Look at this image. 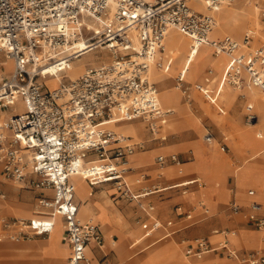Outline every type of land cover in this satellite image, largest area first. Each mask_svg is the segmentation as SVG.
<instances>
[{"label": "built area", "instance_id": "built-area-1", "mask_svg": "<svg viewBox=\"0 0 264 264\" xmlns=\"http://www.w3.org/2000/svg\"><path fill=\"white\" fill-rule=\"evenodd\" d=\"M199 1L208 12L195 11L189 0H0V63L4 64V56L14 64L11 73L0 80V115L8 108L13 111L5 121L0 119L2 173L25 187L52 192L38 198L50 218L0 214L9 238L49 234L55 224L53 216L59 213L71 246L68 264L90 262L87 246L91 242L103 245L104 236L97 224L78 218L70 177L80 174L92 184L111 180L121 195L137 197L125 179L128 156L136 144L106 125L115 111L121 119H144L155 134L167 122L171 111L160 103L150 68L161 65L157 52L164 49L170 28L187 33L195 47L207 43L215 53L226 52L225 83L256 86L264 97V45L251 50L250 33L242 39L229 34L210 36L217 23L214 11L234 0ZM84 36L91 40L90 50L105 46L113 59L90 66L53 89L40 82L39 76L56 75L45 74V65L58 63V72L65 71L66 63L77 57L74 42ZM214 78L209 69L205 82ZM19 101L21 109H17ZM204 139L212 141L209 129ZM172 159L179 162L176 155ZM157 160L164 163L166 157L159 155ZM251 207L259 205L253 202ZM231 210L238 212L240 205L232 203ZM249 218L264 230V215L252 212ZM227 233L216 246L207 237L194 239L186 254L201 258L213 249H225L229 257H239ZM246 260L264 264V252H251Z\"/></svg>", "mask_w": 264, "mask_h": 264}, {"label": "rangeland", "instance_id": "rangeland-1", "mask_svg": "<svg viewBox=\"0 0 264 264\" xmlns=\"http://www.w3.org/2000/svg\"><path fill=\"white\" fill-rule=\"evenodd\" d=\"M233 3H236V0H234ZM257 3L261 4L259 2ZM228 12H231V11L229 10ZM215 16L217 19V28L219 27V31H220L219 37L223 36L224 34H231L237 38H241L244 35V33L250 30L252 32V35L254 36V39H252L251 41V46H250L251 50H255L257 47H259L261 44L264 43V37H261L258 33L259 30L264 33V24L261 21L260 15H259L258 21L247 24L245 28H243L240 31H237V33L230 32L227 28H224L220 25V19H219L217 10L215 11ZM175 31H179V30H175ZM87 34L90 35L91 31H88ZM167 49H168V40H167ZM197 49H198V53L201 55L197 58H192L191 60H189V66L187 68V70L189 71L184 74L180 70L179 66H176V69H179L178 73L175 76L174 75L169 76L168 79L163 84V88H167V89L172 88L180 94L179 103L172 102V101L160 102V103L163 107L165 108L171 107L176 111L175 115L172 117V119L167 125L168 128L179 129L180 127H182V124L184 123L185 125L191 124L195 126L196 129L200 130L199 132L201 133L202 140H204L203 135L206 132V130L207 129L212 130L215 132V136H216V138L213 139L212 141L213 148L204 143H199V146H200L199 152H198L199 160L195 165H193L195 167L194 169L195 172L194 170L192 171L186 170L185 164L175 165L178 168V171L175 174L170 175L169 177H166L168 179L173 178V177H183L181 181L175 184V186L173 185L176 181L152 182L146 185V183H148V181L150 180L145 179L146 177L145 172L141 171L138 173H134L136 169L134 167L133 160H131L128 163L131 169L127 170V172L125 173V179L127 183L129 184L133 193L137 194L138 197L128 198V200L125 199L124 203L126 205L131 206L130 215L134 217V221H135L134 223L141 228L140 233H143L145 231L142 228V223L152 221L153 219L151 218L147 220L146 211L143 210V207H147L148 204H154L155 207H154V210H152V212H154V215L156 216L154 218L160 219L162 224H165L166 221L168 220H172L170 229L175 230V232L172 233L171 239L174 240L176 243H178L180 247L175 244L174 250L170 254L165 255V252L163 249L160 248V245L164 240H171V239L170 238L164 239L165 237H161L162 239H160L155 244H152L148 247L141 246V248L138 250H134V249L129 250L127 257L133 252L135 253V255H133L131 258H128V260L124 262V264H167L171 258H176L177 261L181 262L180 264H187L188 260L191 261L190 262L191 264H195L196 261H200V264H204V261H203L204 258H207L208 256H211V255L217 256L214 253H208V254L203 255L201 258H198L195 256H190V255L185 254L184 249L187 243L199 237H210V239L213 242L217 241L220 238V235L215 236L214 233H212V230L215 228H218L219 231H222L223 233L228 232L227 233L228 235H230L229 234L230 230L238 234V229H235L237 226L226 225L225 222L222 220L223 218L224 219L230 218L231 215L232 216L234 215V214H231V211L229 209V203L231 202L232 198H230L226 203L221 205L217 210H214V211L210 210L209 213H206L203 210L207 206L206 196H205L206 193L207 194L213 193V190L216 186L220 188L225 186L226 177L228 173L230 172L231 167H232L231 174H234V175H229L227 178V186L229 189L233 188V190L235 191L236 181L234 182V176L237 173L236 175H237L238 191L244 188V184H245L244 181L245 182L249 181V183H246L245 185V192H246V188L249 186L253 188L257 187L260 193L264 195V172H256L254 171V169H250V168L246 169V167H248L249 165L251 166V165H256V164H262L260 159L264 161V129H262V136L258 137L257 129L255 128L260 124L261 120H260V117L255 116L254 113L258 115L260 114L256 110L249 109L247 106V102H246L247 96L250 91V88H249L250 85L237 88V87H233V86L226 84L223 86V88L221 89L218 95H216L215 93H211L206 88V92L201 96V98H198L197 91L199 90V88L196 87V83L198 80L202 78V74H203L205 67L207 65L216 66L217 67L216 79H217L221 77L220 76L221 72L218 71V66L224 67L227 56L224 54L223 58L215 57V55L211 54V47L207 44H202L198 46ZM92 52L97 53L98 56H103L102 58L100 57V60H101L100 63L107 62L113 59L112 52L107 47L103 48L99 46L98 48L93 49ZM3 58L4 56H1L2 60H4ZM76 61H77V58H74L70 60L69 62H67L64 72L63 70L58 72L57 69L59 65H57L54 68L55 71L53 70V72H50L43 67L45 74L56 72V75L55 76H49V75L39 76L38 80L40 82H43L47 87L53 89L55 87H58L62 81H67L69 78L74 79L78 77L84 72L86 68L79 70V72H76L74 74L66 70L70 66H74L76 64ZM165 61H161V63H164ZM200 61H204V62L200 67H198L197 64ZM98 64L91 63V64H88V66L98 65ZM3 68H4L3 70L4 72H2L0 76L8 75V73L13 69L12 61L7 62V64L4 63ZM152 68L161 69L163 68V65L153 64L150 69L152 70ZM151 70H150V79L151 81L155 82L156 80L153 79ZM1 71L2 69L0 68V72ZM58 74H61L60 77H57ZM63 74H65V77ZM180 77H182L183 80H188L185 82L190 84V87L187 83H182L181 85L182 88H177L176 87L177 84L181 81L177 80L176 78L180 79ZM2 78H0V80ZM173 79H176L175 82H173ZM49 80H52V81H49ZM157 82L158 81H156V86L158 87V91H159L160 88ZM170 84L172 86H169ZM210 85L208 84L207 86H210ZM259 95H260V99L262 98V100H264V97L260 91H259ZM181 100H183V102L186 104H183ZM238 101H239V107L237 110H235V108L231 105L234 104V106L237 107ZM19 103H20L19 107L22 108V102H19ZM194 103L200 107V109L204 112V114L209 116L212 123L216 125V127H218L220 130L224 131L228 128L231 129L232 140L228 141L231 146L228 144L229 148L226 149L225 152L219 149V147H221V145L223 144V138H222L221 132H219L212 123L208 122L206 118L204 119L203 124H202V122H200L199 119L195 118L191 114L190 112L191 110L199 113V108L195 106ZM218 107L229 108L227 110L228 114H230V117L235 121V123L229 119L226 109L224 113H221ZM5 111H10V108L5 109ZM253 123H255V125H252ZM114 124H115V126H113L114 130L131 137L132 140H129V141L139 142L145 145L144 148H137L136 151H141L142 149H148L153 146L159 145L158 143H154L153 141H151V134L148 132V130H146V133L141 134L138 137V128L142 127L143 130L145 128V121L142 119L121 121V122L114 123ZM129 126L132 129H134L133 132H130L125 128ZM168 133H169V136H168L166 143H173L182 138V136L175 131L170 130L168 131ZM202 140L200 139L199 141L202 142ZM257 142H259V145L256 146ZM190 150L191 148L189 147L183 150H180V149L170 150L167 153L176 151L183 159H186L190 157L188 153ZM233 152L235 153L237 158L240 160V163L239 162L235 163L234 160L231 159L230 155L233 158H235V155ZM151 153L152 152H143L142 154L152 155ZM138 154L139 153H135L132 159ZM157 154L158 152L154 155L153 163H155V157ZM194 157H195V150H193V158ZM149 160L150 162L152 161V156H150ZM255 167H256L255 168L256 170L257 169L260 170L261 168L264 170V165H261V166L257 165ZM179 168L182 171H180ZM195 174H197L198 178L201 179L203 183L202 186L196 183L188 184L195 180ZM141 175H143L144 177L140 179L139 177H141ZM6 183L12 184L13 186L12 190L4 189V185ZM184 184H187V185H184ZM106 185L114 186V184L112 183H107ZM102 186L103 185H101L100 188ZM0 190L5 192L6 199L9 202L10 201L20 202L23 200L28 204L26 208L32 209L31 211L34 212V202H35L36 192L33 188L25 187L22 183H19L18 181H14L12 179L6 178L3 176V173L0 172ZM149 192L151 193L143 195ZM75 193H76V196L79 197L76 190H75ZM200 195H202L205 202L201 200L199 201V203H201L200 206L202 207V210L197 211L196 202L194 200V197L199 198ZM170 198H173V199L168 200ZM81 200L83 202V199ZM88 202L90 201L88 200ZM82 204L79 206L80 207L79 212H78L79 216L77 215L78 218L84 217V214L82 213V208H81ZM160 204H164V206L160 207ZM13 209L14 211H16L15 206H13ZM1 211H2V208H0V212ZM171 213L173 214L176 213L177 215L175 216ZM188 213L191 215L190 217L186 216V214ZM1 215L7 218H10V217L29 218L33 216V215L24 216L25 214L24 215L20 214V211L18 212L16 211L15 213L5 212V213H2ZM106 216L107 214L101 215L95 212L94 218L89 219V220L93 222L101 220L102 228L104 229L106 235H109L111 232H109L108 226H109V223H111L112 221L110 220V218H106ZM244 220H245L244 216L240 218V223L238 226H243L249 230L258 231L259 233H264V230L256 229L252 225L245 223ZM145 227L147 228L148 226L145 225ZM0 231H1V224H0ZM61 232H62V228L58 232H56V228H55L52 234L45 238H43V236H33L29 239L26 238V239H20L17 241V240L5 237V239H3L0 242L13 240L17 242L24 241V242L34 243V239H38L40 243L58 241L56 253L53 254L52 262H51V259H49L50 260L49 264H53L54 257L58 255V252H60V257H62V262L60 264H65L63 262V258L67 256L68 248L60 240ZM161 235L162 234L159 231H153L149 235L147 240L151 242L159 238ZM261 237L263 240L262 242L264 243V234ZM236 242H238V239L236 240ZM11 243H14V242H11ZM233 245L236 249H239L242 253L243 249L236 246L240 244H236V245L233 244ZM137 246H135L134 248H136ZM252 250L261 251L257 248H245V251H244L245 253H243L237 258L227 257V256H222V257L225 259L237 261L240 264H248L246 257L248 253H251ZM110 255L112 256L113 253H111ZM24 256L25 255H22L21 260L23 259ZM24 258H26L27 261L29 262L30 259L32 258V254L28 253L26 257ZM21 260L11 261L7 263L20 264ZM38 260L41 262V264H45L43 259H38ZM0 263H3V262H0ZM114 263L116 262L113 261L112 264Z\"/></svg>", "mask_w": 264, "mask_h": 264}, {"label": "crops", "instance_id": "crops-1", "mask_svg": "<svg viewBox=\"0 0 264 264\" xmlns=\"http://www.w3.org/2000/svg\"><path fill=\"white\" fill-rule=\"evenodd\" d=\"M189 4H190V1H189ZM192 8L197 12L204 13L203 11L196 9L193 6H192ZM261 8L263 9L264 6L261 5ZM262 9H260L261 11L259 12V15L261 17L262 23L264 24ZM244 35H245V33H244ZM223 36H221V37H223ZM243 36L241 38H237V39H242ZM221 37H218L217 25H216L215 29L212 32L211 38H221ZM167 39H168V37H167ZM252 39H254L253 35H252ZM189 41H190V45H192V40L190 37H189ZM262 45H264V43L261 44L260 46H262ZM259 47H257V48H259ZM161 53H162V55H161ZM171 54H172V52H169L167 49V40H166L165 50L164 49L159 50L157 52V57H160L161 61H165V60L169 59V55H171ZM211 54L212 55L217 54L214 52V49H212V47H211ZM225 55L227 56V58L225 61V65H224V69H223V73H222L221 77L216 79V75H217V67L216 66L207 65L203 71L202 78L200 80H198L196 83L197 88L201 89L204 92H206L204 90V88H207L211 93H215L216 95H218L220 93L222 87L224 85H226V83L224 81V72H225V69L227 67L229 57L227 54H225ZM203 62L204 61L198 62L197 66L200 67L203 64ZM2 67H3V64L0 63V68H2ZM209 69L213 70V74H214L215 78L211 83H209V85L210 84H212V85L207 86L208 84L205 82L204 77H205V75H207V71ZM11 71L8 73V75L11 73ZM8 75L4 76L3 78L7 77ZM49 76H51V75H49ZM221 78H223V79H221ZM176 79L180 80L179 78H176ZM176 79H173V82H175ZM180 81H182V83H187L185 81H188V80L182 79ZM154 83L156 85V81ZM157 83H158V86L160 88L161 87L160 83L159 82H157ZM190 83H192V82H190ZM172 84H174V83H172ZM188 85L190 87V84H188ZM169 86H172V85L170 84ZM254 87H256V86H254ZM256 88L260 91V89L258 87H256ZM157 89H158V87H157ZM182 98H183V96H182ZM181 102L183 104H186L183 102V100H181ZM237 104H238L237 107H235L234 104L231 106H233L235 108V110H237L239 107V101ZM195 106H197V105L195 104ZM197 107L199 108V113L191 110L190 111L191 114L195 118L199 119V121L202 122V124H203V121L205 118L208 120V122L212 123L209 116L204 114V112L200 109L199 106H197ZM168 108L172 109L173 112L169 115L167 122L160 125L159 133H156V134L152 132L148 123L144 119H142V118L121 119V118H119L120 114L117 111H115L114 114L112 115L113 120L110 121L106 125L107 127L114 129L113 124L121 122V121H129V120H135V119H142L145 121L144 130L142 129V127L138 128V137H139V135L146 133V130H148V132L151 134V141H153L154 143H158L159 145L153 146V147L148 148V149H142L141 151H136L137 148H144L145 145L142 143H139V142H133L136 144L135 149H134V153H139V154L136 155L133 159L131 156V159L133 160V164H134V167L136 169V171L134 173H138L141 171L146 173L145 179L150 180V181H148V183H146V185L149 183H152V182L176 181L173 185V186H175V184L177 182L181 181L183 177H173L170 179L166 178V177H169L170 175L175 174L178 171V168L175 165L185 164L186 170H188V171L194 170L195 167L193 165H195L199 160V158H198V152H199V147H200L199 143H204V144L212 147V141H213V139L216 138L215 132L210 130L213 134L212 141L207 142L204 139V135H203L204 140H202L201 133L199 132L200 130L196 129L195 126H193L191 124L185 125V123H184V124H182V127H180L179 129L168 128L167 127L168 123L170 122V120L172 119V117L176 113V111L173 108H171V107H168ZM218 108H219L221 113H224L225 109H226V111L229 109V108H223V107H218ZM2 113H6L9 115L8 111H6V112L3 111ZM254 114H256V113H254ZM114 115H116V116H114ZM227 115L229 116V119L235 123V121L230 117V114H228V111H227ZM256 116H258V114H256ZM0 119H1V116H0ZM252 125H255V123H253ZM214 126L219 132H221V135L223 138V144L226 146V148L223 149L222 145H221V147H219V149L221 151L225 152V150L228 149L229 145H230L228 141L232 140V131L230 128L222 131L218 127H216V125H214ZM255 128L257 129V136L261 137L262 136V129L259 126L255 127ZM170 130L179 133L182 136V138L178 141L173 142V143H166L168 136H169L168 131H170ZM161 135H166V139L161 138ZM200 139L202 140V142L199 141ZM257 143H256V146L259 145V142H257ZM189 147L191 148V150L188 152L190 157H188L186 159H183L178 154V152H176V151H172V152L167 153L170 150H179V149L183 150V149H186ZM193 150H195V157L194 158H193ZM141 152L142 153L143 152H152L151 153L152 155H143ZM157 152H158V154L155 157V163H156L155 164V163H153V158ZM159 155H164L166 157V160L164 163L158 162L157 158ZM172 155H176L178 157L179 162H175L172 159ZM234 155H235V153H234ZM150 156H152L151 162L149 160ZM129 157H130V155L128 156V158ZM230 157H231V159L234 160L235 163H238V162L240 163V160L237 158L236 155H235V158H233L231 155H230ZM260 160H261L262 164H256V165H251V166L249 165L248 167H246V169L250 168V169H254V171H256V172H264V170L262 168L260 170L255 169L256 168L255 166H257V165H260V166L264 165V161L262 159H260ZM2 166H3V162L0 161V172L1 173H2ZM179 170H180V168H179ZM180 171H182V170H180ZM231 171H232V167H231V170L226 177V183H225L224 187L220 188V187L216 186L213 190V193H210V194L206 193V195H205L206 196V205H207L206 208L209 209V212H210V210L211 211L217 210L221 205H223L230 198H232L231 202L229 203V209L231 211V214H234V215L233 216L231 215L230 218H226V219L223 218L222 219L226 225L237 226L235 229H238V234H236L234 231L230 230L233 233H231L230 235L227 236L229 238L231 245L234 247L233 244H235V245L240 244V245H236V246L243 249L242 253L239 249H236L234 247L238 251L239 256L242 255L243 253H245L244 252L245 248H257V249L261 250L262 252H264V243L262 242L263 240L261 237L264 233H259L258 231L249 230L243 226H238L240 223V218H242L244 216V219H245L244 222L245 223H248V224L252 225L254 228L259 229L256 226L255 222L249 218V214L252 212H256L260 215H264V195L260 193L259 189L255 185L254 186L257 189L249 186L246 188V192H245V185H246V183H249V181L248 182L244 181V183H245L244 188L242 190L238 191V183H237V175H236L237 173L234 176V182L236 181L235 182V191L233 190V188L229 189L227 186V178L229 175H234V174H231ZM194 172H195V170H194ZM70 179H71V177H70ZM85 179L87 180V183H88V188L85 190V194H86L88 200L90 201V208L95 210V212H97L101 215H103L104 214L103 212H105L107 214L106 218H110V220L112 221L111 223H109V226H108L109 232H111L109 235H106L104 229L102 228V221L101 220H98L96 222L92 221L93 223L98 225L102 235L104 236V243H103V245H98L95 242H91L87 246L86 252H87L88 257L90 258V262L88 264H112L113 261L116 262L114 264H124V261L127 258V254L129 252V250H131V249L138 250L141 248V246L145 247V246L151 244L153 241H156L157 239H159L161 237H165L164 239H167V238L171 239L172 233L175 232V230L170 229V226L172 224V220H168V221H166L165 224H162L160 219L154 218V217H156L154 215V212H152V210H154V207H155L154 204H148L147 207H143V210L146 211L147 220H149L151 218H153V219H152V221H149L150 223L149 222L142 223V228L145 231L143 233H140L141 228L134 223L135 222L134 217H132L130 215V207L131 206L126 205L124 203L125 199L128 200V198L121 195L120 191L116 188L113 181L104 180V181H99V182L92 184V183H90V181L87 178H85ZM71 181H72V179H71ZM107 183H112V184H114V186H108V185H106ZM192 183H196V184L201 185V186L203 185L201 179L198 178L197 174H195V180L188 183V184H192ZM250 184H252V183H250ZM101 185H103V186L100 188ZM184 185H187V184H184ZM12 188H13V186L11 183H6L4 185V189H6V190H12ZM34 190L36 192V197H35V202H34V215L31 217H48V218H50L49 214H47L48 208H45V207H42L41 205H39L38 204V198L41 196H47V195L51 196L52 192L48 191V190H40V189H34ZM251 191H253V192H251ZM35 192H34V194H35ZM150 193L151 192L145 193L143 195L150 194ZM176 197H178V196H176ZM173 198H170L168 200H172ZM81 199H82V197L80 195H79V197L76 196V193H75L74 200H75L76 204L78 205V212H79V206L83 203ZM194 200L196 202L197 211H201L202 207H200L199 201L200 200L204 201L202 195H200L199 198L194 197ZM253 202H256L259 205V207L257 209H253L251 207V204ZM232 203H237L240 205V210L238 212H233L231 210ZM13 206L16 207L17 212L20 211V214L24 215V211H25L26 207L28 206V204L23 200L20 202H15V201L9 202L6 199L5 192L0 190V208H2V211L0 212V214L5 213V212L15 213L16 211H14ZM163 206H164V204H160V207H163ZM103 207H105L106 210ZM78 212H77V215H78ZM204 212H205V210H204ZM209 212H206V213H209ZM171 214H173V213H171ZM188 214H186L187 217H189ZM173 215L176 216L177 214L174 213ZM10 218H13V217H10ZM58 220L62 223V232H61L60 240L68 248V254L66 257L63 258V262L65 264H68V258H69L70 252H71V246H70L68 239L66 238L64 217L61 215V217H59ZM80 220L83 222L91 221L88 218H84V217H81ZM145 225H147L148 227L146 228ZM55 228H56V226H55ZM153 231H159L162 235L159 238L149 242V240H147V239ZM8 233H9V230L5 229L1 225L0 235H3V238L0 239V241L5 239V237L9 238ZM212 233H214L215 236L220 235V238L215 242H213L210 239V237H207L213 246L218 245V243L225 238V234L222 231H219L218 228L213 229ZM50 234L51 233L46 234V235H35V236H43V238H45V237L49 236ZM40 239H42V238H40ZM65 239H66V241H65ZM237 239H238V242H236ZM17 241L12 240V241L0 242V262H3V264H9L7 262L21 260L23 254L21 252L20 243H18V244L11 243V242H17ZM193 242H194V240L187 243V245L184 249L185 254H186V248L189 245L193 244ZM25 243L30 245V242H25ZM175 244L178 245V243H176L172 239L171 240H164L161 243L160 248L164 250L165 255H168L174 250ZM135 246H137V247L134 248ZM51 250H53V251L51 252ZM53 252H54V248H51L49 250V249L45 248V245L40 243L38 241V239H34V260L35 259L36 260L43 259L45 264H49V262H50L49 259H51V262L53 260ZM251 252H256V250H252ZM111 253H113L112 256L110 255ZM208 253H214L217 256L211 255V256H208L207 258H204V260H203L204 264H240L237 261L223 258L222 256L229 257L227 255L225 249H213V250L207 252L206 254H208ZM187 262L190 263L191 261L188 260ZM180 263L181 262L177 261L176 258H171L167 264H180ZM36 264H38V263H36ZM195 264H200V261H196Z\"/></svg>", "mask_w": 264, "mask_h": 264}, {"label": "bare ground", "instance_id": "bare-ground-1", "mask_svg": "<svg viewBox=\"0 0 264 264\" xmlns=\"http://www.w3.org/2000/svg\"><path fill=\"white\" fill-rule=\"evenodd\" d=\"M189 1H190V4L194 8H196L200 11H203V12L209 11V9L205 6V4L203 2H201L199 0H189ZM257 2H259L261 4H258ZM261 5L264 6V0H236V3L222 5L218 9H216L218 12L219 19H220V25L224 28H227L230 32H236L237 33V31H240L243 28H245L247 26V24L253 23V22H256L259 20V10L262 9ZM229 10L231 12H228ZM215 11H214V14H215ZM216 25H217V23H216ZM216 25L214 26V28L212 29V31L210 33L211 37H212V32L215 29ZM175 30H179V31H175ZM182 32L185 33L184 31H182L181 29H179L177 27H172L168 30V33H167L165 41H164V50H165V46H166V40H168V51L172 52V54L169 55L168 60H166L164 63H161L163 65V68H161V69H156V68L153 69L152 68V70L150 69L153 79L158 81L161 85L160 90L158 92L160 102L172 101V102L179 103L180 94L172 88H169V89L163 88V84L165 83V81L168 79L169 76H171V75L175 76L178 73L179 69H176V66H179L182 73L185 74L189 71V70H187V68L189 66V60H191L192 58H197L201 55L198 53L197 47L190 45V41H189V37H188L189 35L187 33H185L188 35L187 36V35L183 34ZM217 32H218V37H219L220 36L219 27L217 28ZM246 33L252 34L251 31H247ZM258 33L261 37H264L263 32H261L259 30ZM229 35H231V34H229ZM167 37H168V39H167ZM74 43H75L74 44V52H77V57H76L77 61H76V64L74 66H70L69 68H67L66 69L67 71L72 72L74 74L76 72H79V70L86 68L84 70V72H85L90 67V66H88V64L100 63V61H101L100 57L102 58L103 56H98L97 53L92 52V50H90L89 46L91 45V40L86 39V37L84 36V37L76 40ZM102 47L104 48L105 46H102ZM224 54H227V53L226 52H220V53L215 54V57L223 58ZM3 59L4 60H2V62L5 64H7V62H10V61H12V63H13V60L11 58L6 57ZM57 65H59V64L58 63H52V64L44 66V68L50 72H53L54 68ZM13 66H14V64H13ZM91 66H96V65H91ZM1 69H2V71L0 72V74L2 72H4L3 71L4 68L2 67ZM223 69H224L223 66L222 67L218 66V71L221 72L220 76L223 73ZM60 75L61 74H58L57 77H60ZM2 77H4V76H0V78H2ZM48 79H50V78H48ZM221 79H223V78H221ZM49 81H52V80H49ZM181 85H182V81L179 82L176 87L182 88ZM237 88H240V87H237ZM249 88H250V91H249V94H248L247 100H246L247 106L249 109L256 110L259 112L260 115H258V116L260 117L261 122L258 126L261 129H264V100H262V98L260 99L259 91L256 87L250 85ZM204 90L206 91V88H204ZM204 93H205L204 91L199 89L197 91V97L201 98V96ZM19 102L17 103V106H18L17 109L18 108L21 109V107H19V105H20ZM165 109L170 110L171 113L173 112L172 109H169V108H165ZM8 112L10 115L13 111H8ZM9 115L6 113H1L0 116H1V119L5 121ZM254 115L256 116V114H254ZM114 116H116V115H114ZM237 119H239V118H237ZM113 126H115V124H113ZM125 128L130 132L134 131V129H132L130 126L125 127ZM130 139H131V137H130ZM134 154L135 153L133 152L132 154H130V157L128 158L127 167L129 169H131V167L129 166L128 163L132 160L131 156L133 157ZM143 177L144 176L141 175V177H139V178L141 179ZM71 179L73 181L76 192L83 199V204H82L81 208H82V213L84 214V217L88 218V219H93L94 215H95V210L90 208V202H88V198L85 194V190L88 188L87 180L85 179V177H83L80 174H73L71 176ZM200 204L201 203H199V205ZM103 208H105V207H103ZM31 210L32 209L26 208L24 211L25 216L34 215V212ZM105 210H106V208H105ZM204 210H205V212H209V209L206 207L204 208ZM103 213H104L103 215H106L105 212H103ZM59 217H61V214H59V213H58V215L56 213L53 216L54 222L56 224H54L52 232L54 231L55 226H56V232L60 231L62 228V223L58 220ZM80 218L81 217H79V219ZM52 232H51V234H52ZM231 233H233V232L230 231L229 234H231ZM160 239H162V238H159L156 241H153L151 244L147 245V247L152 245V244H155ZM65 241H66V239H65ZM18 243H20V245H21V252L23 255H25L24 257H26V255L28 253L32 254V258L30 259L29 262L27 261L26 258L23 257V259L20 261V264H36V263L41 264V262L39 260H36V259L34 260V243H30V245H28L25 242H14V244H18ZM57 243H58V241L46 242V243H42V244H44L45 248H47L49 250L51 248H54L53 254H55L56 250H57V246H58ZM52 251L53 250H51V252ZM133 255H135L134 252L132 254H130L124 262H126L128 260V258H131ZM61 262H62V257H60V252H58V255L56 257H54L53 264H60Z\"/></svg>", "mask_w": 264, "mask_h": 264}]
</instances>
